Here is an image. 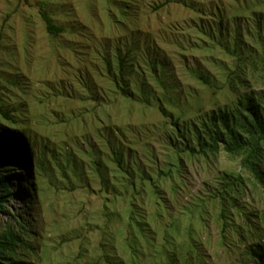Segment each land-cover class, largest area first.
Listing matches in <instances>:
<instances>
[{
    "label": "rangeland",
    "instance_id": "1",
    "mask_svg": "<svg viewBox=\"0 0 264 264\" xmlns=\"http://www.w3.org/2000/svg\"><path fill=\"white\" fill-rule=\"evenodd\" d=\"M262 1L0 0V86L3 105L15 119L0 117V141L11 145L23 162L12 172L18 180L15 194L0 217V241L8 228L19 238L14 260L88 264L98 256L94 227L104 201L86 162L85 182L72 176L66 152L84 159L80 149L86 140L98 145L100 157L107 159L112 147L100 136L107 127L116 137L114 145L124 146L127 160L141 162L144 174L155 178L171 142L181 145L175 127L190 138L189 124L237 106L234 93L215 94L192 74L198 67L206 70L219 86L224 80L219 63H230L224 49H214L202 33H224L230 40L238 31L254 33L255 19L264 16ZM42 10L64 29L60 35L47 32ZM123 59L129 94L137 95L140 81H145L156 99L163 97L166 116L156 100L131 104L121 97L114 78ZM156 62L165 64L171 95H165L151 74L150 65ZM253 89L259 87L254 84ZM224 175L244 180L239 206L227 212L225 231L221 206L210 200ZM159 185L166 207L158 210L147 198L139 203L155 235L153 251L165 240L167 229L176 243L189 232L211 264H264L253 250L264 244V188L242 168L240 158L223 150L209 158L185 155L180 175ZM128 208V200L118 202L123 221L116 225L117 239ZM1 245L10 255L7 242Z\"/></svg>",
    "mask_w": 264,
    "mask_h": 264
},
{
    "label": "trees",
    "instance_id": "2",
    "mask_svg": "<svg viewBox=\"0 0 264 264\" xmlns=\"http://www.w3.org/2000/svg\"><path fill=\"white\" fill-rule=\"evenodd\" d=\"M262 2L264 3V0ZM167 4L169 1L156 9ZM40 15L50 35L58 36L64 31L55 24L47 11L42 10ZM253 26L256 29L254 33L244 34L238 31L231 40L230 36L224 33L211 34L206 31L202 33L213 43L214 49L216 47L224 49L230 63L226 64L223 61L219 63L224 77L219 86L206 70L198 67L193 69L192 74L196 81L215 91V94L224 90L234 93L237 97V106L229 113L220 110L206 120L189 124V132L193 134L190 138L182 133L181 127H175L178 133L177 141L181 145L175 141L171 142V152L164 166L155 174V178L144 174L141 162L133 164L131 160H127L124 146L121 143L114 145L116 137L112 136V131L105 129L107 127L100 130V136L107 139L112 147L107 159L102 160L100 157L98 145L94 146L86 140L80 149L84 159L77 157L73 151L66 152L67 162L72 167V176L76 177L77 182L84 183L87 177L84 165L86 162L99 186L98 194L104 201L94 227L99 237L96 250L98 256L88 264H211L203 253L201 243L194 240L189 232L186 233L188 238L176 243L166 229L165 240L159 245L158 250L153 251L157 243L155 235L149 231V226L144 220L145 214L139 204L143 198H147L150 204L158 205V210L160 207H166L159 183L173 180L180 175L182 156L216 157L223 150L230 156L240 158L242 168L264 188V16H257ZM107 65L111 71L109 61ZM118 67L119 76L114 78V84L115 88L121 91L123 99L130 100L131 104L135 101L147 104L156 100L163 116L168 114L163 97L156 99L155 91L145 81H140L137 95L129 94L126 60H121ZM164 68L163 62L150 65L157 86L166 91L165 95H171L172 90L165 85ZM254 84L259 87L258 90L253 89ZM101 99L93 97V100L98 102H101ZM0 117L5 121L15 122L13 112L3 105L1 86ZM22 164V159L16 154L15 149L0 141V217L4 215L6 204L15 194L14 184L18 180L14 178L12 172ZM148 185L149 191H146ZM243 185L241 175H224L219 189L210 197V200L217 201L221 206L223 231L228 228L227 212L239 206L238 193L241 192ZM126 200L129 201L130 214L124 221L123 233L119 235L121 238L117 239L116 233L119 230L116 225L118 221H123L118 202ZM240 237L244 242L245 235L241 233ZM141 239L146 242L148 248L141 243ZM4 242H7L10 255L4 253L5 247L1 245L0 263L20 264L13 259L19 245V238L14 230L7 229L5 240L0 243ZM253 250L254 255H260L264 262V244H256ZM81 251L80 258L83 256Z\"/></svg>",
    "mask_w": 264,
    "mask_h": 264
}]
</instances>
